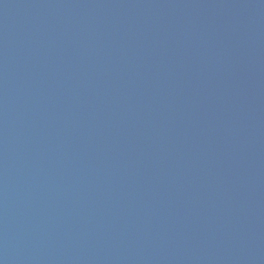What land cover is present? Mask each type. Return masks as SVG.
Listing matches in <instances>:
<instances>
[{
  "label": "water",
  "instance_id": "obj_1",
  "mask_svg": "<svg viewBox=\"0 0 264 264\" xmlns=\"http://www.w3.org/2000/svg\"><path fill=\"white\" fill-rule=\"evenodd\" d=\"M0 264H264V0H0Z\"/></svg>",
  "mask_w": 264,
  "mask_h": 264
}]
</instances>
